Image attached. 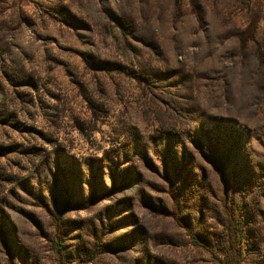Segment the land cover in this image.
I'll use <instances>...</instances> for the list:
<instances>
[{"label": "rangeland", "instance_id": "obj_1", "mask_svg": "<svg viewBox=\"0 0 264 264\" xmlns=\"http://www.w3.org/2000/svg\"><path fill=\"white\" fill-rule=\"evenodd\" d=\"M223 166L260 239L264 0H0V264H215Z\"/></svg>", "mask_w": 264, "mask_h": 264}, {"label": "trees", "instance_id": "obj_2", "mask_svg": "<svg viewBox=\"0 0 264 264\" xmlns=\"http://www.w3.org/2000/svg\"><path fill=\"white\" fill-rule=\"evenodd\" d=\"M243 46L247 40L241 37ZM224 161V154H220ZM221 196H213L208 208L202 201L196 214L189 212L184 218L171 216L176 228L181 229L186 238L188 248L207 255L215 264H264V236L260 239L250 237L248 216L244 215V206L235 201L236 194L232 191L230 176L225 167L218 170ZM185 196L183 207L188 206ZM247 232V235L245 234ZM249 234V235H248ZM96 256L93 254L85 260L91 263Z\"/></svg>", "mask_w": 264, "mask_h": 264}]
</instances>
